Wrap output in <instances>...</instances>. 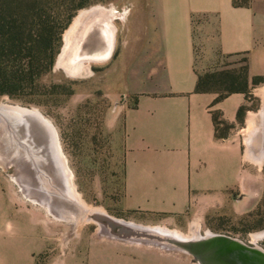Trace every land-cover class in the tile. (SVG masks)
I'll return each instance as SVG.
<instances>
[{
  "label": "crops",
  "instance_id": "crops-1",
  "mask_svg": "<svg viewBox=\"0 0 264 264\" xmlns=\"http://www.w3.org/2000/svg\"><path fill=\"white\" fill-rule=\"evenodd\" d=\"M111 1L129 6L120 62L126 60L125 79L135 94L114 136L123 155L119 211L141 226L179 232L194 225V231L222 235L221 221L243 220L253 209L246 211L245 198L262 196L247 187L256 178L246 163L256 155L250 148L246 157L243 131L264 109V0L247 6L233 0ZM236 56L247 58V94L218 99L219 93L195 92L204 68ZM253 78H261V87L251 88ZM214 112L229 125L223 137L216 135ZM6 196L0 190V264H180L169 254L112 242L86 246L68 232L55 236L44 208Z\"/></svg>",
  "mask_w": 264,
  "mask_h": 264
},
{
  "label": "rangeland",
  "instance_id": "rangeland-1",
  "mask_svg": "<svg viewBox=\"0 0 264 264\" xmlns=\"http://www.w3.org/2000/svg\"><path fill=\"white\" fill-rule=\"evenodd\" d=\"M13 5L19 13L22 9L24 11L32 9L35 12H44L51 18L54 26L52 47L57 53L52 69L40 78L37 92L0 96V105L8 104L35 109L52 123L56 129L62 156L71 173L73 185L87 206L101 210L116 219L142 225L135 222L133 218L130 219V216L122 214L118 208L124 173L122 148L114 140L115 129L123 110L133 105L135 101V94L131 92L125 79L129 70L126 60L120 62L126 43L124 27L129 6L118 5L111 0H17L13 2ZM95 6L115 8L117 33L114 53L104 62L86 63V70L77 75L73 72L74 70H67L58 65L57 59L64 46L65 33L78 13ZM120 17L125 18L120 19ZM245 65L246 57L244 56L223 58L204 68L202 74L220 70L239 73ZM260 84V81L252 83L251 88L261 87ZM248 87L250 88V82ZM259 108L258 103L257 105L254 103V110H260ZM243 134L246 144L245 153L248 158L249 128L244 130ZM10 153L0 145V190L6 193V198L11 199L14 204L37 205L44 211L45 207L39 204V201L29 198L28 186L26 190H23L16 182L21 158L15 159L18 160L16 164ZM57 168L64 173L59 165ZM245 171L252 173L256 178L253 181L249 180L247 187L255 191L261 190L262 196L260 200L253 199L251 202L246 197V211L250 207L253 209L247 212L245 218L238 223L234 224L231 220L221 221L218 230L223 236L242 242L247 247L258 246L264 251V237L257 241H254L252 237L253 234L264 231V163L262 165L253 161L246 163ZM47 199H49L48 202H53L55 206L66 211L65 213L71 218H77L73 214L74 208L71 207L73 206L71 202L57 195L52 198L47 196ZM63 206L68 207L63 208ZM60 208L57 209L60 211ZM50 216L55 236L60 235L61 232H68L69 236L75 239L80 238L86 246L96 242H112L127 245L134 251L150 250L158 255L169 254L179 260L180 264L202 263L192 254L184 251V248L170 246L171 241L156 233L120 229L116 234L112 231L111 225L106 223L100 229L96 222L85 223L78 231H74L73 222L56 218L51 213ZM144 226L162 227L160 225ZM193 227L194 225L179 232L184 235H190L192 232L197 234L198 231H194ZM207 230V228H201L200 232L205 235L209 232ZM149 263L152 264L154 261L142 260V264Z\"/></svg>",
  "mask_w": 264,
  "mask_h": 264
},
{
  "label": "bare ground",
  "instance_id": "bare-ground-1",
  "mask_svg": "<svg viewBox=\"0 0 264 264\" xmlns=\"http://www.w3.org/2000/svg\"><path fill=\"white\" fill-rule=\"evenodd\" d=\"M116 19L114 10L106 7L95 6L81 10L65 33L64 46L58 56L57 64L67 70H74L73 72L78 75L86 70V63L108 60L114 53L116 43ZM249 132L248 154L251 148L254 157L264 148V141L261 140L264 135V109L258 113L256 120L251 122ZM0 145L11 152L10 155L16 164L21 158L16 182L23 190L28 186L29 198L39 201V204H42L54 217L73 222L74 231H78L85 223L97 222L102 226L106 223L111 225L115 233L120 229L141 233L152 232L166 237L171 241L170 246L184 248L183 250L189 254H195L199 247L214 241L213 233H205L201 236L192 232L190 235H184L167 228L135 225L115 220L105 212L87 206L73 185L71 173L61 153L56 129L35 109L0 105ZM57 165L64 173L57 168ZM56 195L73 204L71 207L74 208V212L73 210L72 212L77 218H71L59 206L48 202L47 196L52 198ZM66 207L68 206H63ZM254 247L255 252H259L264 260V252L258 249V246ZM200 264L213 263L205 259Z\"/></svg>",
  "mask_w": 264,
  "mask_h": 264
},
{
  "label": "trees",
  "instance_id": "trees-1",
  "mask_svg": "<svg viewBox=\"0 0 264 264\" xmlns=\"http://www.w3.org/2000/svg\"><path fill=\"white\" fill-rule=\"evenodd\" d=\"M0 0V96H17L37 92L40 78L49 72L57 51L52 47L53 22L44 12L32 9L17 12L13 2ZM249 0H233L234 6H247ZM261 78H253L255 84ZM247 58L239 73L230 70L205 72L198 76L196 93H219L218 99L232 93L249 92ZM221 87V88H219ZM245 108L238 111L241 120ZM216 135L223 137L229 125L220 114L213 113Z\"/></svg>",
  "mask_w": 264,
  "mask_h": 264
},
{
  "label": "water",
  "instance_id": "water-1",
  "mask_svg": "<svg viewBox=\"0 0 264 264\" xmlns=\"http://www.w3.org/2000/svg\"><path fill=\"white\" fill-rule=\"evenodd\" d=\"M211 244L201 246L192 254L198 261L209 260L213 264H264L259 252L229 237L214 235ZM222 240V241H220Z\"/></svg>",
  "mask_w": 264,
  "mask_h": 264
},
{
  "label": "flooded vegetation",
  "instance_id": "flooded-vegetation-1",
  "mask_svg": "<svg viewBox=\"0 0 264 264\" xmlns=\"http://www.w3.org/2000/svg\"><path fill=\"white\" fill-rule=\"evenodd\" d=\"M258 155H256L255 157H254V159H251V161H253V162H255L256 164H258V165H262L263 163H264V148L263 149H260L259 151H258ZM197 233V232H196ZM209 234V233H211V232H206V234ZM198 234H200L201 236H204V235H202L201 234V232H200V230H198V233H197V235ZM252 237H253V240L254 241H257V240H259V239H261L262 237H264V231L263 232H259V233H255V234H253L252 235ZM258 249H260V248H258ZM261 250V249H260ZM261 251H263V250H261ZM264 252V251H263Z\"/></svg>",
  "mask_w": 264,
  "mask_h": 264
}]
</instances>
